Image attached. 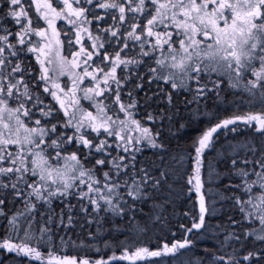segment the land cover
Here are the masks:
<instances>
[{"label": "snow or ice", "instance_id": "obj_1", "mask_svg": "<svg viewBox=\"0 0 264 264\" xmlns=\"http://www.w3.org/2000/svg\"><path fill=\"white\" fill-rule=\"evenodd\" d=\"M0 264H264V0H0Z\"/></svg>", "mask_w": 264, "mask_h": 264}]
</instances>
